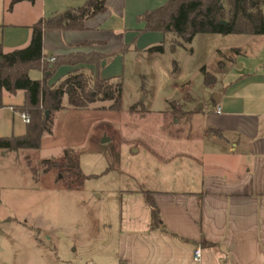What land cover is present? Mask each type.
<instances>
[{"label":"rangeland","instance_id":"rangeland-1","mask_svg":"<svg viewBox=\"0 0 264 264\" xmlns=\"http://www.w3.org/2000/svg\"><path fill=\"white\" fill-rule=\"evenodd\" d=\"M52 1H27L13 13L15 4L0 0V38L1 24L12 18L36 21L65 8V1ZM254 37L201 33L180 43L173 34L144 33L93 68L94 77L122 82L120 109L110 108L112 101L70 108L65 97V108L54 115L53 131L42 136L38 150L0 149V264H113L122 191L146 189L159 163L184 150L187 138L174 135L188 125L187 114L193 115L197 135L203 134L199 112L215 108L216 93L228 79L223 65L236 69L250 61ZM161 44L163 51L150 50ZM69 69L61 67L51 83L63 80ZM30 77L39 78L38 70ZM24 99L23 91H4L0 137L25 134L27 123L16 109ZM68 149L79 155L84 176L79 189H70L58 171L33 173L27 163L30 158L38 167Z\"/></svg>","mask_w":264,"mask_h":264},{"label":"crops","instance_id":"crops-1","mask_svg":"<svg viewBox=\"0 0 264 264\" xmlns=\"http://www.w3.org/2000/svg\"><path fill=\"white\" fill-rule=\"evenodd\" d=\"M61 1L65 8L51 16L87 0ZM168 1L106 0L107 10L88 18L82 29H45L43 52L50 59L75 52L111 57L126 51L144 34L140 16ZM42 18L48 17L1 24L4 52L26 47ZM254 38L250 61L236 69L223 65L228 79L216 93L215 108L199 112L203 134L197 135L193 115L187 114L188 125L174 135L187 138L184 150L178 148L159 163L146 189L122 191L113 264H264V35ZM65 67L68 72L76 68ZM80 67L90 73L97 68ZM38 72L37 79H42L43 72ZM144 191L151 192L160 209V226H153ZM198 246L199 261L194 257Z\"/></svg>","mask_w":264,"mask_h":264},{"label":"trees","instance_id":"trees-1","mask_svg":"<svg viewBox=\"0 0 264 264\" xmlns=\"http://www.w3.org/2000/svg\"><path fill=\"white\" fill-rule=\"evenodd\" d=\"M20 1L24 0H12V6ZM106 10V0H87L82 6L71 7L39 20L33 26L32 37L26 47L5 53L0 45V109L5 106L4 91L11 94L24 91V103L16 109L30 119L25 134L0 137V149L6 152L38 150L42 136L53 131L54 115L65 108V97L70 108L85 109L96 101H112L110 108L120 109L122 82L94 77L84 67L77 68L83 65L99 68L102 61L110 57L97 52H75L55 56L51 61L43 52L45 29H82L88 18ZM139 19L145 23L141 33L173 34L180 43H190L201 33L260 36L264 35V0H169L157 9L145 12ZM223 20L227 24H222ZM150 50L163 51L164 46L161 44ZM63 66L76 68L60 82L50 84L49 80ZM33 69L42 71L43 78L32 79L30 71ZM48 110L49 117L46 114ZM27 163L33 173L38 169L43 172L58 171L70 189H79L81 186L84 176L79 155L73 150H66L58 159L42 160L38 167L32 165L30 158H27ZM75 177L80 183L74 180ZM144 194L151 208L153 226H160V209L151 192L144 191Z\"/></svg>","mask_w":264,"mask_h":264},{"label":"built area","instance_id":"built-area-1","mask_svg":"<svg viewBox=\"0 0 264 264\" xmlns=\"http://www.w3.org/2000/svg\"><path fill=\"white\" fill-rule=\"evenodd\" d=\"M54 59H55L54 57L50 58L51 61H53ZM216 111L218 113H221L222 112L221 107L220 106L217 107ZM22 117H23V119H24V121L26 123H28L30 121V119L26 115L22 114ZM194 257H195V260H197V261H199L201 259V257H202V248L200 246L196 247V249L194 251Z\"/></svg>","mask_w":264,"mask_h":264},{"label":"water","instance_id":"water-1","mask_svg":"<svg viewBox=\"0 0 264 264\" xmlns=\"http://www.w3.org/2000/svg\"><path fill=\"white\" fill-rule=\"evenodd\" d=\"M222 24H227V21H222ZM46 114H47V117H49V115H50V111L48 110V111H46Z\"/></svg>","mask_w":264,"mask_h":264}]
</instances>
